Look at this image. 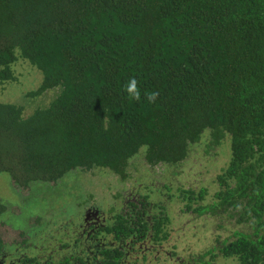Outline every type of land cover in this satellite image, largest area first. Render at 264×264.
Returning <instances> with one entry per match:
<instances>
[{"label": "trees", "instance_id": "16d2710c", "mask_svg": "<svg viewBox=\"0 0 264 264\" xmlns=\"http://www.w3.org/2000/svg\"><path fill=\"white\" fill-rule=\"evenodd\" d=\"M20 59L43 74L30 95L54 96L28 115L0 101V174L17 190L95 168L125 180L142 151L149 166H174L206 132V151L229 138L212 194L167 186V195L186 213L238 226L189 264H264V0H0V82L16 78ZM132 79L139 99L126 91ZM129 202L103 231L123 241L170 237L166 208L148 219L145 201ZM17 236L13 244L35 246L25 231ZM8 244L0 236V255ZM100 253V264H124L122 246Z\"/></svg>", "mask_w": 264, "mask_h": 264}, {"label": "rangeland", "instance_id": "374dc122", "mask_svg": "<svg viewBox=\"0 0 264 264\" xmlns=\"http://www.w3.org/2000/svg\"><path fill=\"white\" fill-rule=\"evenodd\" d=\"M13 69L16 78L0 82V101L22 103L25 115L38 106L48 105L54 96L52 91L37 97L30 95L40 86L42 72L24 59L18 60ZM207 142L208 132L193 145L188 159L174 166H149L142 151L132 159L129 177L125 180L109 169L95 168L70 172L55 183L34 182L26 189L17 190L11 175L2 173L0 236L10 243L15 241L20 231H25L28 241L35 244L33 248L28 247L27 255L41 258L52 255L57 259L73 253V247H67L72 242L69 228L72 222L76 223L86 206H97L104 210L103 216L110 217L120 212L134 194L135 197L145 196L149 204L147 207L153 213L159 212L160 206L167 209L171 219L168 226L170 237L161 244L156 243L158 250L152 254L136 246L125 264H181L191 261L215 246L218 239L231 237L234 228L238 227L223 219L225 227L221 228L218 217L186 213L183 203L167 195L171 193L167 186L171 190L178 187L196 190L206 187L210 194L214 192L217 187L216 175L223 171L230 160L231 142L226 138L220 146L206 151ZM36 217L39 221L35 220ZM40 230L44 232L39 233ZM47 235L49 238H46ZM17 242L8 244L7 250L16 252V246L21 247V243L13 244ZM144 252L147 256H143ZM216 264L240 262L236 258L219 257Z\"/></svg>", "mask_w": 264, "mask_h": 264}, {"label": "flooded vegetation", "instance_id": "af4514ba", "mask_svg": "<svg viewBox=\"0 0 264 264\" xmlns=\"http://www.w3.org/2000/svg\"><path fill=\"white\" fill-rule=\"evenodd\" d=\"M131 193L132 192H130V194ZM133 195L134 194H132L130 200L135 201L138 204V209H140V207H144V201L147 205H149L145 200V196L135 197ZM129 203L130 202L128 199L125 202L124 207L128 206ZM148 211V219H151V211ZM103 213L104 210H101L97 206H86L84 210L79 214L78 220H75L76 223L72 222V225L69 228L71 232L70 234L72 236V242L67 245V247L72 246L73 253L65 254L62 257H58L57 259L52 255H46L45 258H41L40 256H33L36 258L35 264H58L68 256L75 261V264H100V262L102 261V256L100 253L101 249L117 246H122V248L126 250V254L123 258L125 264L126 259L128 258V256H130L129 254L134 252L136 246H138L139 250H146L147 254H152V252L158 250V248L155 247V244H161L163 242L154 241L151 238V231L148 235L149 237L144 238L143 240H135L134 238H131L127 241L117 240L112 234H108L102 229L107 224H111L118 211L116 213H113L110 217L103 216ZM153 225L154 224H150V228L153 227ZM43 238L44 237H42V239ZM46 238H49L48 235L46 236ZM16 247V252H9L7 249L4 250L2 255H0V264H23V258H25L28 254L27 249L18 246ZM146 253L144 252L143 256H147ZM191 262L192 261H187L182 262L181 264H189Z\"/></svg>", "mask_w": 264, "mask_h": 264}, {"label": "clouds", "instance_id": "9594fccd", "mask_svg": "<svg viewBox=\"0 0 264 264\" xmlns=\"http://www.w3.org/2000/svg\"><path fill=\"white\" fill-rule=\"evenodd\" d=\"M126 91L129 94L130 97L134 99H139L140 92L137 89V82L135 79H132L127 85H126ZM155 94L153 93L151 96H149V100H152L154 98Z\"/></svg>", "mask_w": 264, "mask_h": 264}]
</instances>
